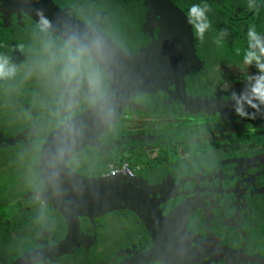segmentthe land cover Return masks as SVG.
<instances>
[{
    "label": "flooded vegetation",
    "instance_id": "af4514ba",
    "mask_svg": "<svg viewBox=\"0 0 264 264\" xmlns=\"http://www.w3.org/2000/svg\"><path fill=\"white\" fill-rule=\"evenodd\" d=\"M71 1L80 8L82 18H89L91 9L88 5L91 3H93V7L99 4L103 7L108 6L112 10L109 11L110 14L115 19L108 18L105 23L113 22L114 26L106 30L114 33V29V35L124 39H134L133 28L138 25L141 33L144 30L148 37L144 36L146 34H142L147 38L144 39L147 43L137 52L153 40L150 35V23L146 24L147 11L143 8L142 0ZM170 1L178 8H180V2L190 4L199 2V0ZM207 2L211 9L210 12L224 13L229 10L233 14L232 20L238 16L241 17L235 22L249 23L253 19L260 23L264 21V4H260L257 11H253L245 6V0H207ZM139 6L143 8L141 12L138 11ZM186 10L182 11L186 13ZM102 15L106 18L108 13L98 14L96 17L93 15L95 17L93 22L97 24L99 17V23H104ZM23 17L13 18L20 27L25 26ZM210 17L213 19V25L219 28L227 26V23L220 21L215 14ZM125 18H127V22L118 28L117 22L122 23ZM133 22H136L134 27H132ZM3 26L5 25L0 24V27L3 28ZM7 28H12V16L11 24ZM151 29L153 30L152 25ZM196 40L197 45H200L199 40L197 38ZM201 70H191L190 72ZM223 70L225 68L222 67L209 70L210 81H212L211 88L216 89L218 83L216 76ZM187 88L188 82L186 81ZM218 88L223 89L222 86ZM209 91H211L210 88ZM194 92L198 93V91ZM158 93L160 92L149 95ZM211 93L213 94L212 91ZM187 94L189 93L187 92ZM195 94L189 95L203 98L212 97ZM41 96L43 97L37 98L36 102L29 106L23 105L20 103L23 99L20 100V105L26 108L28 113L11 112L10 116L16 122L8 121L6 118L0 119V135L5 139H17L15 146L25 143L24 148L27 151L32 148L33 141L38 134L40 120L37 116L39 109L36 107L38 101L45 98L46 93L42 91ZM220 96L212 98L224 100L222 94ZM168 98L165 96L164 99L159 100L163 110L158 115L145 117L134 112H124L137 117L134 121L137 129L130 126L123 134L103 140L104 143L101 144L103 135L99 139V144L106 148H112L108 153L117 148V152H120L122 157L133 160L135 166L133 179H137L151 188L166 189V196L170 194L172 198L159 207L163 216L175 212L182 205H193L185 222L181 220L178 224V229L186 226L188 234L192 236L185 238L176 234V239L185 244L191 243V248L197 249L200 263L264 264V125L260 126L257 120L234 121V119H238L235 118L234 113L230 119L223 120L219 119L217 115L213 117L202 114L193 116L184 112L182 106L177 103H170ZM134 103L136 104L133 105V108L144 110L147 99L143 98L141 101H134ZM179 108L185 118L180 117ZM185 120L189 122V125L181 128V124ZM260 128L262 133H258ZM17 129L18 133L14 137H10L11 134H15ZM178 130H181L183 135L165 134V131L173 133ZM238 132H244V134H237ZM20 135H24L26 141L22 137L20 138ZM198 145L199 148H196ZM103 153L104 155L108 154ZM1 156H4L3 152H1ZM170 156L171 158H169ZM17 158L19 157L12 158L4 167L16 168L23 172L25 167L17 165ZM3 162L0 157V164ZM125 165L129 168L128 164ZM23 177L24 172L21 180ZM175 188L178 191L170 193ZM35 193H37L35 189L27 193L22 201L25 202L31 194ZM176 195L180 197L173 198ZM27 210L28 207L25 205L22 211ZM34 210L39 211V208L35 207ZM118 213V219H116V213L106 215L104 224L98 223L96 220L95 230L87 220L86 223L83 220L81 228L84 229L81 234L89 237L96 235L97 241L89 247L75 249L72 254L61 257L54 264H122L128 258L125 255L130 254L136 258L147 253L153 243L145 227L130 212L121 211ZM46 221L51 223L45 229L35 224H30L29 227L25 223V227L15 232L10 237L9 247L6 250L0 248V264H15L19 258L63 240L59 228L54 226L58 220L46 219ZM193 240L196 241V244L192 243ZM28 245L33 249L21 255L16 253L21 252ZM233 253L235 254L233 255ZM191 264H196V261L193 259Z\"/></svg>",
    "mask_w": 264,
    "mask_h": 264
},
{
    "label": "water",
    "instance_id": "95a60500",
    "mask_svg": "<svg viewBox=\"0 0 264 264\" xmlns=\"http://www.w3.org/2000/svg\"><path fill=\"white\" fill-rule=\"evenodd\" d=\"M142 1L147 11L146 24L150 23V35L153 40L133 54L125 52L117 43L118 58L111 77V88L118 98L115 119L109 127L87 136L78 146L75 155L87 147L101 153L111 150L112 148L101 146L99 139L116 124L128 108L134 109L132 99L139 95L164 93L169 97L170 103H177L182 106L184 112L193 116L217 115L222 120L232 117L230 101L191 96L186 92L185 78L189 72L201 70L205 64L197 55V40L186 23V14L170 0ZM37 9L42 10L54 25L68 22L84 26V22L61 10L51 0H0V14L5 27L9 25L11 15L17 17L24 15L34 23ZM143 33L145 36L148 35L144 30ZM23 136L20 135V138L24 139ZM17 141L4 139L0 135L3 146H14ZM161 189L148 187L122 173L115 177L102 175L89 178L78 175L70 167L63 182L62 195L53 197L44 193L39 196L42 204L51 206L64 221L63 240L27 254L19 258L15 264H54L61 257L72 254L77 248L89 247L97 241V236L82 235L81 221L87 220L95 230L96 220L121 211L136 216L153 243L151 249L143 255L136 258L130 254L125 255L128 258L122 264H191L193 259L196 264H202L197 249L191 248V243L185 244L176 239V234L185 238L192 236L188 234L186 226L178 229V224L181 220L185 222L193 205H182L175 212L163 216L159 207L172 197L170 194L166 196V189ZM173 191L178 189L175 188L170 193ZM31 197H37V193L31 194L28 198ZM178 197L180 196H173ZM192 243L196 244V241L193 240Z\"/></svg>",
    "mask_w": 264,
    "mask_h": 264
},
{
    "label": "clouds",
    "instance_id": "9594fccd",
    "mask_svg": "<svg viewBox=\"0 0 264 264\" xmlns=\"http://www.w3.org/2000/svg\"><path fill=\"white\" fill-rule=\"evenodd\" d=\"M260 4H264V0H245L249 10L257 11ZM61 10L74 16L69 9ZM210 11L207 0H199L191 3L183 13L198 40L203 41L206 33L214 31L213 42L222 47L228 42L230 33L224 28H213ZM35 16L33 43L27 47L18 44L15 49L24 59L17 61L12 49L0 51V86L32 80L44 85L46 96L38 101L37 108L43 106L46 120L40 132L37 130L39 133L31 148L35 165L31 180L40 200L39 196L44 193L53 197L62 195L63 182L78 146L87 136L113 123L118 98L111 88V77L118 48L112 34L104 30V23H99V17L96 26L93 25L96 16H93L90 23L84 22L81 27L68 22L54 25L40 9ZM102 19L104 21L105 17ZM235 52L239 57L238 68L243 73L242 87L239 92L231 91L222 99L232 103L234 115L241 120L264 118V32L255 24H249L243 32V47H237ZM222 87L227 90L230 84L225 82ZM137 109L140 108L126 111ZM121 118H124L126 130L130 126L137 129L134 122L137 117L124 113L119 120ZM2 145L4 143L1 148L6 147Z\"/></svg>",
    "mask_w": 264,
    "mask_h": 264
},
{
    "label": "trees",
    "instance_id": "16d2710c",
    "mask_svg": "<svg viewBox=\"0 0 264 264\" xmlns=\"http://www.w3.org/2000/svg\"><path fill=\"white\" fill-rule=\"evenodd\" d=\"M57 7L60 9H69V12L74 14L78 19L83 22H89L93 19V15L97 16L98 14L108 13L106 18L104 19V30L109 27L114 26V23H105L107 22L109 17H113L109 11L108 6H102L101 4L96 5L93 7V3L90 6L91 14L89 18H82L80 13L81 10L78 8L76 3H72L71 0H51ZM186 1V0H182ZM88 2V0H87ZM190 3L180 2V8L182 10H186ZM94 8V9H93ZM143 8L141 6L138 7V11H142ZM96 13V14H95ZM215 14L218 16L219 20L224 21L227 23V26L224 29H227L230 33L228 42L222 46L218 47L214 44L213 38L215 32H210L205 34V38L203 41L199 40L200 45L196 46L197 55L199 58L205 62L204 68L201 71H192L188 74V77L185 80L188 82V88L186 89L189 94H195L194 91H198L195 95L203 94L207 97H226L229 95L231 91L239 92L242 87V77L243 73L239 70V57L236 55L235 49L237 47H243V32L246 31V28L249 24H255L258 27V30L264 32V26L262 21L261 23L258 22L256 19L249 23L245 22H235L236 19L241 17H236L233 19V14L226 10L223 12H210V15ZM11 16H12V28H7L11 24ZM9 25L6 27H0V51H7L12 49V55L16 58L17 61L23 60L24 56H22L19 52L15 51L16 46L18 44H24L26 47L33 43L34 36L32 32V25L33 22L26 16L23 17V21L25 22L24 27H20L15 23V17L17 15H11ZM14 18V19H13ZM114 18V17H113ZM115 19V18H114ZM211 20H213L210 17ZM20 20V19H18ZM125 22H127V18H125L124 22L119 23L117 22L118 28L121 27ZM136 22H133V26H135ZM0 24H4L1 19L0 14ZM106 24V26H105ZM214 29H220L218 26L213 25ZM142 29V28H141ZM107 31V30H106ZM134 31V39L130 38V40L124 39L121 36L114 35L115 30L113 29L114 33H111L112 36L115 38L116 42L125 50L126 52L135 53L138 49L145 46L144 44L147 43L144 34L141 33L140 27L138 25L133 28ZM144 36H143V35ZM137 35V37H136ZM148 37V36H146ZM150 40V39H149ZM148 40V43H149ZM216 67L225 68V70L221 71L220 74H217L216 79L218 83L216 84V89L213 87L211 88L212 81H210V74L209 70H214ZM252 72V69L248 70ZM227 82L230 84V87L227 90L219 89L218 87L223 86V84ZM27 86L30 83H33L36 88L30 89L27 91L26 96L24 95V86L26 84H14L9 86H0V119L6 118L8 121L14 122L15 120L11 118V112H24L26 108H23L20 103L23 105H32L35 103L37 98L40 99L42 95V91L45 92L44 85L39 80H32L26 82ZM206 86V87H204ZM209 87L211 91H209ZM144 96V97H142ZM148 96V97H147ZM166 95L163 93H158L156 95H139L133 99V101L138 102L141 101L143 98L147 99V104L145 105V111H141L137 109L134 111L135 114L139 116L151 117L154 115H158L162 112L163 107L162 104L159 102L160 99H164ZM23 99V100H22ZM20 100H22L20 102ZM20 102V103H19ZM37 109V107H36ZM180 109L181 118H185L183 112ZM248 111H252L248 109ZM262 114H264V110H262ZM38 120H40L39 124V132L46 120V113L43 110V106H39V111L37 112ZM237 118V117H235ZM240 120L234 119V121ZM259 125H264V118L257 116L256 119ZM16 122V121H15ZM189 122L186 120L183 121L181 124V128L187 127ZM179 126V125H178ZM264 129V127H263ZM126 131L124 127V118H121L115 126H113L107 134H105L101 140V144H103V140L108 138H115L116 136L123 134ZM38 132V133H39ZM18 133V129L16 130L15 134H11L10 137H14ZM187 133V132H185ZM258 133H262L261 128L258 130ZM165 134H172V135H183L181 130L174 131L173 133H169L165 131ZM237 134L243 135L244 132H238ZM38 136V135H37ZM36 136V138H37ZM35 138V139H36ZM34 142V141H33ZM107 143V142H105ZM111 143V142H109ZM25 145V143H24ZM23 144L16 145L14 147L6 145L4 148H0V157H2L3 163L0 164V191L2 195H0V248L6 250L9 247L10 237L21 228L25 227L26 225L31 226L30 224H35L39 227L45 229L47 225L51 222H47L46 219H56L58 222H55L54 226L59 228V232L61 238H64L65 235V223L62 218L53 211L52 207L47 205L43 206L42 202L37 198H29L27 200L22 201L23 197L34 190L32 185L31 176L32 173L35 171L34 159L32 156L31 149L29 151L25 150V146ZM199 148V145L196 147ZM190 149V148H188ZM118 149L114 148L111 152L107 155L104 153L98 152L95 149L87 147L84 149L80 154H76L75 158L72 162L71 168L74 172L78 173V175H82L89 178H95L99 176H107L110 175L113 169L121 170L125 164H128L131 170L135 169L133 165V160L130 158L122 157L120 152H117ZM1 152L4 153V156H1ZM29 155V156H28ZM31 160V167L30 169L24 168V177L21 180V176L23 172L17 170L16 168H5L4 166L9 163L12 158L15 157H27ZM81 156V157H78ZM171 158V156L169 157ZM174 158V157H173ZM162 165V163H160ZM27 205L28 210L22 211ZM39 208V211H35L34 208ZM22 211V212H21ZM21 212V213H20ZM128 214V213H125ZM116 219L119 218V213L115 214ZM107 217H104L98 220V223L104 224ZM84 223H86V220ZM82 220V221H83ZM81 221V222H82ZM84 228H81L83 232ZM101 233V231H99ZM31 246H26L22 249L21 252H16L18 255H21L25 252L32 250Z\"/></svg>",
    "mask_w": 264,
    "mask_h": 264
},
{
    "label": "rangeland",
    "instance_id": "374dc122",
    "mask_svg": "<svg viewBox=\"0 0 264 264\" xmlns=\"http://www.w3.org/2000/svg\"><path fill=\"white\" fill-rule=\"evenodd\" d=\"M24 84V83H23ZM25 84H26V86H24V95L26 96V93H27V91L28 90H30V89H33V88H36L37 86H34V84L33 83H30V84H28V86H27V83L25 82ZM90 148V147H89ZM92 149H94V148H92ZM96 150V149H95ZM98 151V150H97ZM99 152V151H98ZM108 153V152H107ZM106 153V154H107ZM29 156V155H28ZM28 156L27 157H19V158H17V165L18 166H21V167H26L27 169H30V167H31V160L28 158Z\"/></svg>",
    "mask_w": 264,
    "mask_h": 264
},
{
    "label": "built area",
    "instance_id": "2783aa9c",
    "mask_svg": "<svg viewBox=\"0 0 264 264\" xmlns=\"http://www.w3.org/2000/svg\"><path fill=\"white\" fill-rule=\"evenodd\" d=\"M119 173H122V175L127 176L129 178H133V172L129 170V168L125 165L121 170L113 169L110 173V176H117Z\"/></svg>",
    "mask_w": 264,
    "mask_h": 264
}]
</instances>
